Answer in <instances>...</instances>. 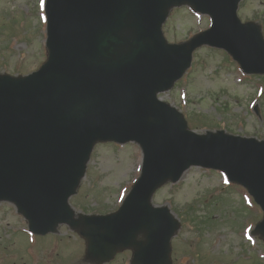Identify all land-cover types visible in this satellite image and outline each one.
Returning a JSON list of instances; mask_svg holds the SVG:
<instances>
[{"label":"water","instance_id":"1","mask_svg":"<svg viewBox=\"0 0 264 264\" xmlns=\"http://www.w3.org/2000/svg\"><path fill=\"white\" fill-rule=\"evenodd\" d=\"M238 0H46L47 59L38 70L0 73V200L13 201L36 233L67 223L83 236L87 257L111 259L130 248L133 264H170L179 227L154 191L191 165L224 171L264 212V141L187 128L157 98L189 67L192 51L224 47L247 72L264 73L259 27L241 25ZM208 13L213 26L168 44L162 24L171 7ZM137 142L142 170L117 211L75 217L76 192L98 141ZM264 237V215L257 226Z\"/></svg>","mask_w":264,"mask_h":264},{"label":"rangeland","instance_id":"2","mask_svg":"<svg viewBox=\"0 0 264 264\" xmlns=\"http://www.w3.org/2000/svg\"><path fill=\"white\" fill-rule=\"evenodd\" d=\"M43 1L0 0V72L27 74L44 61ZM238 13L243 20L260 22L264 32V0H240ZM208 25L207 16L175 8L163 31L168 41L179 42ZM223 52L208 46L196 49L183 77L159 96L180 110L196 132L223 129L264 139V77L243 74ZM141 159V150L133 142L97 144L70 199L76 212L116 210L140 173ZM152 203L169 206L180 222L171 239L172 264L264 263V241L252 233L262 212L223 173L191 167L177 183L158 189ZM26 229L27 222L15 207L1 202L0 252L10 256L29 244L37 264H74L73 255L81 252L77 235L76 239L61 235L63 230L71 232L67 227L60 234L47 235H33ZM130 258V252L122 251L110 264H128Z\"/></svg>","mask_w":264,"mask_h":264}]
</instances>
